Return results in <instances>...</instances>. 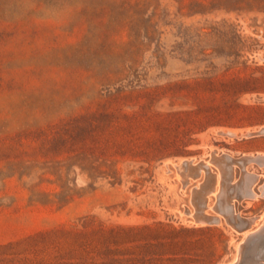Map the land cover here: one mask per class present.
<instances>
[{
  "label": "rangeland",
  "instance_id": "rangeland-1",
  "mask_svg": "<svg viewBox=\"0 0 264 264\" xmlns=\"http://www.w3.org/2000/svg\"><path fill=\"white\" fill-rule=\"evenodd\" d=\"M263 132L264 0H0V264H264Z\"/></svg>",
  "mask_w": 264,
  "mask_h": 264
},
{
  "label": "bare ground",
  "instance_id": "bare-ground-1",
  "mask_svg": "<svg viewBox=\"0 0 264 264\" xmlns=\"http://www.w3.org/2000/svg\"><path fill=\"white\" fill-rule=\"evenodd\" d=\"M260 131H261V130H260ZM232 132H233V131H232ZM263 133H264V132H263ZM234 134H235V133H234ZM235 135H236V134H235ZM246 135H247V134H246ZM223 156H224V155H223ZM251 158H252V157H251ZM259 158H262V157L259 156ZM255 159H256V160H259V159H257V156L255 157ZM261 160H262V159H261ZM262 161H264V159H263ZM221 167H222V166H221ZM215 178H216V177H215ZM225 182H226V181H225ZM225 182H224V183H225ZM247 184H248V183H247ZM226 186H227V185H226ZM227 188H228V187H227ZM247 192H248V191H246V192H244V193H247ZM261 192H262V191H261ZM262 193H264V192H262ZM242 194H243V193H242ZM245 195H246V194H245ZM225 196H226V195H225ZM225 196H224V197H225ZM230 197H231V196H230ZM226 199H227V198H226ZM230 199H232V197H231ZM231 201H233V200H231ZM251 219H253V218H251ZM253 221H254V220H253ZM262 225H263V224H262ZM259 228H260V227H259ZM259 228H258V229H259ZM261 228H262V226H261ZM255 232H256V231H255ZM252 234H253V235H252V238H253V239L255 238V240H257L258 237H260L262 233H258V234L252 233ZM263 239H264V237H263ZM251 241H253V240H251ZM263 244H264V242H263ZM248 245H249V244H248ZM259 245H261V244H259ZM250 253H251V252H250ZM243 256H244V255H243ZM257 261H258V260H257Z\"/></svg>",
  "mask_w": 264,
  "mask_h": 264
}]
</instances>
